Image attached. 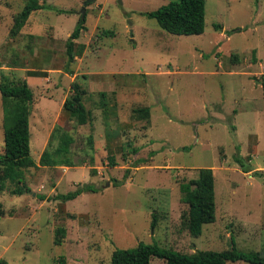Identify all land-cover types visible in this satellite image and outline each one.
Instances as JSON below:
<instances>
[{
	"label": "rangeland",
	"instance_id": "rangeland-1",
	"mask_svg": "<svg viewBox=\"0 0 264 264\" xmlns=\"http://www.w3.org/2000/svg\"><path fill=\"white\" fill-rule=\"evenodd\" d=\"M27 1L0 0V79H25L34 91L31 151L38 165L22 170V182L5 180L0 191V259L108 264L116 248L141 242L194 253L229 249L232 237L240 250L264 255V0H206L198 35L170 33L146 15L173 0H39L47 7L12 36L14 15ZM83 9L87 30L77 42L86 49L71 75L67 40ZM74 80L87 90L92 117L85 125L64 108ZM144 107L148 117L136 111ZM4 118L0 92V153ZM56 127L74 138L72 166L40 164L59 143L57 135L48 145ZM203 167L215 174L217 219L197 225L183 199L195 197L180 186ZM89 183L100 190L56 199ZM19 185L30 191L12 194ZM59 226L67 235L56 245ZM152 264L166 262L154 257Z\"/></svg>",
	"mask_w": 264,
	"mask_h": 264
},
{
	"label": "trees",
	"instance_id": "trees-1",
	"mask_svg": "<svg viewBox=\"0 0 264 264\" xmlns=\"http://www.w3.org/2000/svg\"><path fill=\"white\" fill-rule=\"evenodd\" d=\"M47 7V4L39 0H28L24 8L16 13L13 18L11 35L16 36L26 25L32 12ZM150 18L157 20L158 24L170 33L177 35H198L205 31L206 27V0H173L160 6L156 10L146 12ZM220 27V25H217ZM87 30L86 15L80 17L76 28L67 40L68 62L67 73L73 75L71 64L78 56L83 55L86 45L79 44L77 40ZM105 36L114 35L113 30H104ZM255 52V51H254ZM233 61H239L238 56L233 54ZM47 72L31 71L32 76H45ZM261 83L264 90V74L261 76ZM0 92L4 99V136L5 150L0 153V191L5 190V180L22 182L23 169L37 166L36 160L32 157L31 151V125L30 116L34 101V91L25 79L12 80L8 75L3 74L0 79ZM87 90L74 80L72 83V94L65 100L64 108L70 112L71 117L77 124L85 125L92 117V112L86 107L84 97ZM140 115L148 117L150 108L144 107L136 110ZM58 135L59 143L53 149L45 150L40 158V164L46 166L68 165L72 166L71 145L74 142L72 135L65 130L56 127L51 135L49 146ZM89 141L94 144L91 135ZM137 148L133 151L137 152ZM56 156V159L52 158ZM110 163L117 165L114 155H110ZM236 161L242 163V157L237 155ZM245 167V165L243 164ZM245 172L250 169L245 167ZM129 178L126 172L121 181H116L115 186L125 183ZM180 189L184 195L191 193L195 199L184 196V201L191 202V219L199 224L214 223L217 219L215 174L212 168L203 167L199 170L197 178L188 183H182ZM100 188L89 183L79 186L75 191L57 194L56 199L68 201L75 199L84 192H98ZM29 188L19 185L11 190L14 195H23ZM74 215V214H73ZM75 216V215H74ZM158 217L153 213L152 227H157ZM67 235V229L59 226L55 230L54 243L61 245ZM232 246L225 250H197L194 253H183L172 248H166L157 242L146 244L139 243L136 247L123 249L116 248L108 264H152L154 257L165 260L166 264H228V262L246 261L252 264H264V255L260 251L245 252L240 250L232 237ZM61 263L65 264L61 258ZM0 264H7L5 259H0Z\"/></svg>",
	"mask_w": 264,
	"mask_h": 264
},
{
	"label": "water",
	"instance_id": "water-1",
	"mask_svg": "<svg viewBox=\"0 0 264 264\" xmlns=\"http://www.w3.org/2000/svg\"><path fill=\"white\" fill-rule=\"evenodd\" d=\"M92 0H88V2H91ZM86 13H85V9H83V12H82V17H85ZM260 82V81H259Z\"/></svg>",
	"mask_w": 264,
	"mask_h": 264
}]
</instances>
